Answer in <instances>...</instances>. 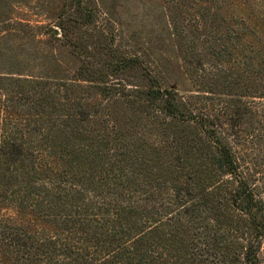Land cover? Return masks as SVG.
<instances>
[{
    "label": "trees",
    "instance_id": "16d2710c",
    "mask_svg": "<svg viewBox=\"0 0 264 264\" xmlns=\"http://www.w3.org/2000/svg\"><path fill=\"white\" fill-rule=\"evenodd\" d=\"M71 20L62 24L66 39ZM244 31L233 43L246 51L249 128H228L147 70L148 85L105 89L112 105L122 103L114 122L110 104L93 118H40L59 102L30 89L41 116L1 121L0 203L45 227L0 218V264H264V182L234 146L264 137V55ZM229 59L238 71V56ZM140 65L139 56L121 57L110 72ZM89 117L96 126L85 135Z\"/></svg>",
    "mask_w": 264,
    "mask_h": 264
},
{
    "label": "rangeland",
    "instance_id": "374dc122",
    "mask_svg": "<svg viewBox=\"0 0 264 264\" xmlns=\"http://www.w3.org/2000/svg\"><path fill=\"white\" fill-rule=\"evenodd\" d=\"M190 1L186 6L183 0H0V122L7 114L28 120L41 116L35 110L36 96L30 94L35 88L39 93L50 90L59 102L58 110L47 109L40 118L65 119L71 114L93 118L110 104L109 119L114 122L124 116L122 103L112 105L105 89L115 84L128 90L148 85L147 70L179 95L193 96L199 110L205 105L215 119L227 120L228 128L234 129L233 121L239 124L237 129L249 128L245 115L249 98L240 83L246 51L241 45L235 48L233 32L241 34L248 26L242 39H249L252 49L264 55V0ZM70 16L73 33L66 39L62 24ZM202 16L208 18L207 26L201 25ZM230 54L241 61L238 71ZM135 56L140 57V66L110 72L118 58ZM90 117L85 135L96 126ZM6 130L1 122L0 148ZM253 142L234 146L261 184L264 137L262 141L254 137ZM0 218L45 227L44 220H34L12 204L0 203Z\"/></svg>",
    "mask_w": 264,
    "mask_h": 264
}]
</instances>
